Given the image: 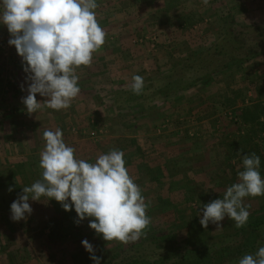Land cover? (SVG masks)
Instances as JSON below:
<instances>
[{
  "label": "rangeland",
  "instance_id": "rangeland-1",
  "mask_svg": "<svg viewBox=\"0 0 264 264\" xmlns=\"http://www.w3.org/2000/svg\"><path fill=\"white\" fill-rule=\"evenodd\" d=\"M133 1L111 0L97 13L110 18L98 22L108 28L106 34L114 32L109 36L115 38L106 35L102 45L110 46L111 53L98 56L99 67L92 68V61L76 68L79 101L74 98L59 111L43 106L27 113L22 97L30 81L22 58L8 44L6 25L0 24V264H94L93 254L101 264L109 259L116 264L139 256L145 247L155 249L149 240L175 236L181 243L194 234L196 243L215 241L242 228L227 216L219 222L222 228L213 223L204 228L200 208L238 182L245 153L260 157L264 177V118L253 120L264 105L263 54L167 103L154 98L155 90L148 87L141 93L146 99L153 96L149 106L126 112L107 102L110 93L115 97L129 88L134 74L144 78L146 87L205 52L226 31L233 32L237 53L264 49V0H209L207 5L202 0ZM36 99L43 104L47 97L37 93ZM241 112L247 123L239 118ZM57 127L77 158L95 162L113 148L124 152L129 174L150 202L146 214L151 222L138 239L141 247L103 240L89 227L94 217L77 222L74 208L65 211L61 202L45 196L29 199L32 212L26 219H11L10 205L23 187L42 178L43 131ZM243 203L250 211L246 224L264 219V195L245 197ZM85 239L94 253L82 246ZM245 241L240 236L233 245ZM160 252L156 248L153 253Z\"/></svg>",
  "mask_w": 264,
  "mask_h": 264
},
{
  "label": "clouds",
  "instance_id": "clouds-1",
  "mask_svg": "<svg viewBox=\"0 0 264 264\" xmlns=\"http://www.w3.org/2000/svg\"><path fill=\"white\" fill-rule=\"evenodd\" d=\"M207 5L209 0H202ZM97 0H0V24L10 33L8 44L14 46L24 62L23 70L30 81L27 95L22 97L27 113H36L43 106L53 110L67 109L80 93L76 68L91 65L93 54L105 43L106 33L97 20ZM144 78L131 77L129 87L139 95ZM47 97L43 102L36 94ZM44 148L40 152L41 179L23 187L10 205L11 219L19 221L31 214L29 199L41 196L61 202L65 211L75 210L77 222L87 217L89 227L102 234L105 241L135 242L150 224L140 186L129 174L124 152L111 149L95 158V162L77 158L75 148L63 139L62 129L43 131ZM243 170L238 182L226 188L223 197L211 200L200 208V224L207 228L227 216L243 227L250 216L243 199L264 195V177L260 173V157L256 153L241 155ZM11 191V188H9ZM31 194V195H29ZM94 253L88 240L81 241ZM94 264L100 257L90 256ZM238 264H264V242L255 253L243 255Z\"/></svg>",
  "mask_w": 264,
  "mask_h": 264
},
{
  "label": "trees",
  "instance_id": "trees-1",
  "mask_svg": "<svg viewBox=\"0 0 264 264\" xmlns=\"http://www.w3.org/2000/svg\"><path fill=\"white\" fill-rule=\"evenodd\" d=\"M238 50L235 46L233 32L226 31L202 54L185 60L165 75L149 80L150 84L143 88L142 93L151 88L156 93L154 98L157 97L161 103H167L169 99L180 95L183 91L204 85L218 73L233 69L257 56L264 55V49L259 51L244 49L241 53H237ZM142 93L137 95L132 92L130 87L115 97L113 93H110L113 97L108 98L107 106L117 111L131 112L154 103L153 96L146 99ZM261 117L264 118V105L253 115V120L258 122ZM239 118L243 123H247L244 112L239 114ZM260 131L264 133V126ZM189 236H193L192 239ZM240 236L245 237V243L238 246L233 245ZM174 237L167 236L158 241L153 239L157 241L156 243L152 240L147 241L152 242L155 249H161L160 254H154L155 249L145 247L139 256H133L126 262H117L116 264H238V260L243 255L255 253L260 243L264 242V219L260 218L249 222L233 234L215 241L204 240L196 243L194 234H189L187 240L178 243L175 242ZM139 246L138 240L129 244V248ZM148 252L152 254L147 255ZM111 261L109 259L103 264H115Z\"/></svg>",
  "mask_w": 264,
  "mask_h": 264
},
{
  "label": "crops",
  "instance_id": "crops-1",
  "mask_svg": "<svg viewBox=\"0 0 264 264\" xmlns=\"http://www.w3.org/2000/svg\"><path fill=\"white\" fill-rule=\"evenodd\" d=\"M111 1V0H110ZM110 1H108V0H106V2H103V0H97V3L98 4H101L100 6H101V8H98V9H96V13H98V12H103V10H104V8H106V5L107 4H110ZM127 1V0H126ZM137 0H134L133 1V5H135V3L136 4H138L137 2H136ZM144 1H146V0H142V2L141 3H144ZM109 9H110V7H109ZM103 13H100V15H97V20H100V19H103L104 20V22L105 21H109L110 20V18H109V20H108V17H103V18H101L103 15H102ZM117 20V19H116ZM134 20V19H133ZM104 29V31L106 32V30H108V28H103ZM112 32V31H111ZM110 31H107V36H108V38L111 40V39H113V38H115V36L114 35H111V36H109L110 35V33H111ZM112 33H114V32H112ZM130 34V33H129ZM128 34V35H129ZM108 46V45H107ZM106 46V48L105 47H100V50L98 49L96 52H98V53H100V54H96V53H94V54H96V56L94 57V60H92L93 61V63H92V68H95V67H99L100 66V63H99V59H98V56L99 55H103V53H111V47L109 46V47H107ZM113 50V49H112ZM100 51V52H99ZM104 56V55H103ZM84 88V87H83ZM14 97V96H13ZM12 97V98H13ZM76 100L78 99V98H75ZM85 99L86 98H83V101H85ZM91 100V99H90ZM78 101H79V99H78ZM77 103V102H76ZM59 114V112H57V115Z\"/></svg>",
  "mask_w": 264,
  "mask_h": 264
}]
</instances>
